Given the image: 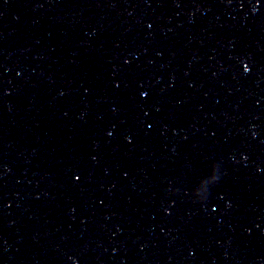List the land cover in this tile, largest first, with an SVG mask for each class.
Returning a JSON list of instances; mask_svg holds the SVG:
<instances>
[{
    "label": "water",
    "instance_id": "obj_1",
    "mask_svg": "<svg viewBox=\"0 0 264 264\" xmlns=\"http://www.w3.org/2000/svg\"><path fill=\"white\" fill-rule=\"evenodd\" d=\"M0 264H264V0H0Z\"/></svg>",
    "mask_w": 264,
    "mask_h": 264
},
{
    "label": "snow or ice",
    "instance_id": "obj_2",
    "mask_svg": "<svg viewBox=\"0 0 264 264\" xmlns=\"http://www.w3.org/2000/svg\"><path fill=\"white\" fill-rule=\"evenodd\" d=\"M246 70H247V66H246ZM110 135H111V133H110ZM77 179H80V177H77Z\"/></svg>",
    "mask_w": 264,
    "mask_h": 264
}]
</instances>
